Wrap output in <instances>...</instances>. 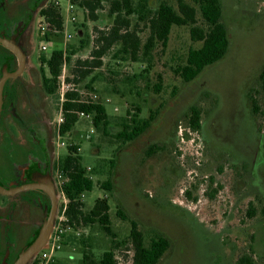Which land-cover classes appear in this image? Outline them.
<instances>
[{"label":"rangeland","instance_id":"obj_1","mask_svg":"<svg viewBox=\"0 0 264 264\" xmlns=\"http://www.w3.org/2000/svg\"><path fill=\"white\" fill-rule=\"evenodd\" d=\"M0 1V35L14 36L26 54L22 74L4 86V105L11 101L17 113V119L6 114L1 121L8 123L3 128L8 137H3V156L0 157V168L4 173L6 164L12 162L7 158L8 149L31 148L30 137L18 122L22 121L26 127L28 123L40 122L50 133V138L53 134L59 102L41 90L39 58L43 55L48 58L53 50L77 45V29L82 22L85 23L82 39L86 46L75 57H85L94 33L93 27L104 28L109 20L103 17L95 23L86 21L82 12L75 9L77 20L70 22L66 2L60 0L63 30L50 37L46 33L48 50L42 52L39 49L41 34L38 29L40 8L22 23L17 14L18 8L31 7L38 0ZM50 1L45 0L43 5ZM161 1L174 4V0H151V3L156 5ZM220 2L221 20L229 40L227 53L220 61L206 67L193 82H183L172 70L184 60L188 49L198 44L191 41L188 26L174 25L165 50L155 51L153 65L142 78L126 80V76L130 77L132 72L137 74L144 69L146 65L143 62H121L119 66H112L116 70L114 83L122 95L110 92V84L102 78L95 81L93 93L105 108L109 129L95 128L91 117L80 114L70 131L60 137L67 144H77L81 165L93 180L92 189L84 192V211H90L96 199L106 196L110 207V225L117 240L128 236L130 219L138 223L145 243L157 234L170 240L169 249L156 264H236L242 255L251 257L253 264H264V91L258 79L259 71L264 66V0ZM65 33H69L71 38L67 39ZM0 54L3 63L13 68L17 66L15 56L1 45ZM157 74L162 76L158 92L153 90ZM175 105L177 109L173 121L180 125L177 127L176 144L182 148L180 153L183 154L174 157L178 153L171 152L165 157L159 155L151 159L148 166L150 171L145 166L141 167L136 160L135 165H130L129 179L125 173V154L129 149L134 151L139 148L151 133L152 126ZM193 105L201 109L200 123L203 127L213 119L208 133L214 144L227 147L225 154L210 151L207 155H200L195 152L202 146L205 136L187 128L186 115ZM135 106L140 108L142 118H147L150 111L155 115L150 121L151 128L129 145L115 140L114 133L117 131L116 122L126 116L127 109L134 111ZM49 151L53 165L68 154L67 146L56 145V138ZM239 155L241 157H237ZM193 156L199 165L190 163L194 161L189 160ZM173 159L183 164L186 159L182 177L174 178L170 185L161 177L151 182L155 175H159L162 162ZM218 166H222V172H218ZM209 175L222 185L212 201L202 196L205 188L203 180ZM104 181L111 183L110 192L100 188V183ZM192 185H197V189H192ZM185 189L199 200L189 201L184 194ZM58 196L61 202L59 193ZM151 201H156L157 205L149 204ZM139 202H146L143 206L148 209L139 210ZM249 203L253 204L254 211L250 217L247 212ZM119 210L125 219L116 214ZM147 213L156 214L161 219L156 223L151 218L144 219ZM75 230L80 235H66L60 248L53 254L51 264H82L83 241L95 258L110 248L111 238L98 223ZM13 243L19 247L22 240ZM130 255V251L122 248L118 252V264H131Z\"/></svg>","mask_w":264,"mask_h":264},{"label":"trees","instance_id":"obj_2","mask_svg":"<svg viewBox=\"0 0 264 264\" xmlns=\"http://www.w3.org/2000/svg\"><path fill=\"white\" fill-rule=\"evenodd\" d=\"M70 1L82 12L84 20L95 23L104 17L109 20V24L104 28L93 27L94 33L85 57H75L86 46L82 39L85 27L82 22L77 29V45H70L64 50H53L48 58L44 55L39 58L41 90L46 96L59 102V76L63 68L66 81L74 85L72 90L65 93L61 104L64 116V121L60 124L61 135L70 131L80 114H91L95 128L102 127L104 131L109 129V119L102 102L98 97L92 96L95 81L102 78L110 84V92L122 95V91L114 83L116 70L112 66H119L121 62H143L146 66L141 72H132L130 77L126 76L127 79H124L135 81L142 78L153 65L155 51L165 50L172 26H188L191 41L198 44L188 49L184 60L172 70L183 82L196 78L206 67L221 60L228 50L229 40L227 29L221 20L220 0H174L172 5L165 1L153 5L151 0ZM44 2L45 0H38L32 5L29 15H33L35 10L40 8L39 14L51 28L47 33L50 37L63 30V17L60 8L52 1L43 5ZM156 79L153 90L158 92L162 76L157 74ZM260 84L264 87V69L260 75ZM136 95H139V92H136ZM58 107L59 104L57 110ZM154 115L150 111L147 118H142L138 106L134 107V111L127 109L126 116L116 122L115 140L124 143L137 137L149 126ZM186 117L188 126L198 130L200 107L191 106ZM67 148L68 154L57 160L55 165L65 178L62 192L68 201L67 223L74 228L98 223L101 230L111 238L110 248L99 258H95L83 241L82 264H118V252L122 248L131 252V264H156L169 249L170 240L157 234L145 243L143 231L132 219L129 220L128 236L117 240L110 225V207L106 196L96 199L90 211H84L80 195L92 189L93 180L87 169L81 165L77 144L67 145ZM99 186L107 192L112 190L109 181L101 182ZM248 211V216H252L254 211ZM116 214L122 219L126 218L120 210ZM31 264H38V261L33 260ZM236 264H253V260L247 255H242Z\"/></svg>","mask_w":264,"mask_h":264},{"label":"flooded vegetation","instance_id":"obj_3","mask_svg":"<svg viewBox=\"0 0 264 264\" xmlns=\"http://www.w3.org/2000/svg\"><path fill=\"white\" fill-rule=\"evenodd\" d=\"M1 3L2 2L0 1V4ZM30 8L31 7L29 6L22 10H19V8L17 9V14L21 17V23L28 18L27 16L29 15ZM10 37L14 36H8L7 38ZM1 47L3 46L1 45ZM6 50L9 53L13 54L10 50ZM2 59L3 58L0 54V76L2 75L3 67L6 68L7 72H14L16 70L17 66L15 68L10 67L7 63H3ZM263 69L264 66L259 71V81ZM19 76L14 79H17ZM11 80L13 79L8 78L5 81L2 89L3 102L0 110V157L3 156V137H8L6 130L4 132L3 129L4 127L6 128L8 126V123L1 122L3 120V115L8 114L12 116L13 119H17V113L14 112L15 109L13 103L10 101L9 103H7V105H4V86L8 81L11 82ZM193 80L189 81L188 83L193 82ZM261 87L264 91V87L262 84ZM176 109L177 105H175L174 109L172 107L170 111L164 112L161 121L156 122L153 126L149 124V126L143 131L144 133L148 128H151L152 126L150 130L151 133L147 135V139L144 140L136 150L131 151L129 149L127 151L124 156V162L126 164L125 173L129 179L131 178L130 165H132L133 163L135 165L136 160L141 167L145 166L146 169L149 170L148 166L151 165L150 160L159 157V155L165 157L168 153L173 152L174 154L178 153L177 155H174V157H178L179 155L181 156L183 154L180 153V150L182 148L178 147V145L176 144L178 139L177 127L180 126L179 124H177V121H173L176 117ZM212 121L213 119L206 125V127H203V125H201L200 123V127L198 130H193L186 123L187 128L190 131L199 132L201 135L205 136V138H203L202 146L197 150L195 149V152H199L200 155H207L210 151H218L222 154H225V152L227 151V147H223L221 145L218 146L213 143L212 137L208 133ZM18 123H20L22 130H25L29 135L31 140V148L29 150H26L23 147H17V149L13 151L8 149L7 158L9 160L12 159V162H10V164H6V170L4 173L0 168V186L6 189H19V187L21 186L29 187L19 189L12 195L0 193V264H12L18 257V254L35 239L43 222L46 220V217L48 216L51 209V200L47 192L40 187L46 186L48 182H51L53 185L54 193L56 195V208L53 221H55L56 213L60 203L58 199V190L55 184V165L57 161L54 165L52 164L51 154L49 151L51 145L53 147V140L55 139V124L53 125L54 130L50 138V133L47 132L46 127L42 123L40 125V122L28 123L27 127L23 125L22 121ZM143 133H141L140 135H142ZM140 135L126 141L125 143L131 144L133 141L139 139ZM51 139L52 142H50ZM237 157L241 156L239 155ZM192 159L194 161H191V164L196 163L197 165H199V162L195 160L196 158L194 156L189 158V160ZM183 162L186 164V159ZM185 164H183L182 161L178 159H173L166 163L162 162V167H160L159 175H155L156 177L151 182H154L157 178L161 177L162 179H165L166 184L170 185L174 178L178 179L182 177V172ZM224 168L225 166L223 167V169ZM144 169L145 168H143V170ZM217 170L218 172H222V166H218ZM203 182L205 183V188L202 190V196H204V198L208 201L214 200L217 197V194L222 189L221 183L218 182L212 175L207 176L206 179L203 180ZM196 186L192 185L191 188L196 190ZM130 194L132 195L133 193ZM184 194L186 195V198L191 202H196L198 199L196 196L192 195V192L188 191V189H185ZM145 204L139 202V210H147L148 208H145L143 206ZM149 204L157 205L156 201H151V203ZM249 207L250 210H253L252 203H249ZM248 209L247 212H249ZM143 218H151L152 222L154 221L155 223L157 220L161 219V217L159 218L158 215L153 213H147V216H144ZM21 240L22 243L19 244V247L16 246L17 243H13V241L20 242ZM2 244L3 249H1ZM36 258L37 253L29 261L30 263H28L31 264L33 260H36Z\"/></svg>","mask_w":264,"mask_h":264},{"label":"built area","instance_id":"obj_4","mask_svg":"<svg viewBox=\"0 0 264 264\" xmlns=\"http://www.w3.org/2000/svg\"><path fill=\"white\" fill-rule=\"evenodd\" d=\"M54 5L58 6L61 10V4L60 0H51ZM66 6L65 9L69 13V21L70 22H76L77 17L74 15V11L76 7L70 0H65ZM38 29L39 33L41 34V40L39 43V49L40 51H47L48 47L47 44L48 41L46 40V33L51 31V28H49L48 24L45 22L44 18L39 14L38 19ZM66 38H71V35L69 33H65ZM73 83L66 81V72L63 68L61 75L59 76V107H58V116L55 121V138H56V145L57 146H67L72 144L71 143H65L64 141L60 140L61 134H60V124L64 121L63 111H62V102L65 99V93L67 91H70L73 89ZM93 98H96L97 95L93 93ZM87 118L91 117V114H85ZM92 132V130L90 131ZM86 138H89L88 135H86ZM65 181V178L63 177L62 173L56 169L55 170V184L56 188L58 190V193L61 197V202L59 203L58 210L56 213L55 221L52 227V230L50 232L49 238L46 242V244L43 246L41 250L37 252V258L38 264H49L53 260V254L57 249L60 248L61 243L63 242V239L66 235L75 233L76 236H79V231H76L74 227L70 226L67 223V216H66V208H67V199L64 197L62 192V185ZM84 194H81L80 197L83 199Z\"/></svg>","mask_w":264,"mask_h":264},{"label":"water","instance_id":"obj_5","mask_svg":"<svg viewBox=\"0 0 264 264\" xmlns=\"http://www.w3.org/2000/svg\"><path fill=\"white\" fill-rule=\"evenodd\" d=\"M0 44L5 47L6 49L10 50L15 57L17 58V68L14 72H7L6 68L3 67L2 75L0 76V110L3 102L2 97V89L5 81L8 78L14 79L19 76L25 67L26 62V54L24 50L20 47V45L14 41V37L7 38L4 35H0ZM29 186H21L19 189H24ZM41 189L45 190L50 197L51 200V209L46 217V220L43 222L37 236L35 239L19 254L16 260L12 264H28V262L32 259V257L43 248L46 244L50 232L53 227V219H54V212L56 208V195L54 193L53 185L51 182H48L46 186H41ZM19 189H6L0 186V193L1 194H14Z\"/></svg>","mask_w":264,"mask_h":264}]
</instances>
